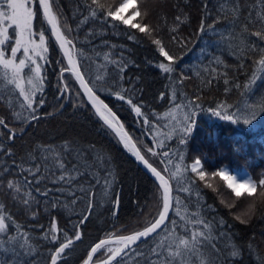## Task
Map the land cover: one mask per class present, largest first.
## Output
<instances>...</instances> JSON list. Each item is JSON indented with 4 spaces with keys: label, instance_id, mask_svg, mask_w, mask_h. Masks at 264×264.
Instances as JSON below:
<instances>
[{
    "label": "trees",
    "instance_id": "trees-1",
    "mask_svg": "<svg viewBox=\"0 0 264 264\" xmlns=\"http://www.w3.org/2000/svg\"><path fill=\"white\" fill-rule=\"evenodd\" d=\"M124 1L100 0L104 7L97 8L92 0H56L63 14L58 15L61 30L68 39H72L71 46L86 80L89 76L83 67L81 49L84 55L91 57L92 76L100 75L104 80L115 76L116 65L111 61H119L121 57L125 59L127 67L122 73L123 79L119 81V87L113 84L110 90L98 91L97 95L116 113L117 118L145 158L165 175L172 186L173 197H179V204L176 207L180 215L194 214L199 210L201 216L217 226V234L221 230L226 233V238L217 244L218 247L229 244L243 248V258L238 259L236 264H257L256 256L248 253L247 246L251 244L257 255H264V198L260 196L264 188L252 196L245 193L241 197L233 198V192L227 187L224 179L213 173L218 172L223 166L238 170L251 169L254 175L264 169V115L258 116L257 120L250 125L242 122L233 124L212 116L207 109L223 101L233 106L239 105L244 110H247L251 104L259 105L264 100V96L260 95L264 90V83L258 81L260 87L256 90V96L250 97L243 94L246 91L243 87L240 89L232 87L231 78L233 77H236V82L241 85L247 83L242 71L234 72L229 68L227 69L229 84L225 85L224 77L221 76L218 78L219 82L214 80L210 87L202 82L207 78L204 73L202 72L198 77L196 72L208 63L211 56L220 57L224 64L230 66H238L237 57H243L246 71L252 72L255 67L252 60L259 59V55L249 54L252 57L249 59L241 49L247 43L261 44L259 38L249 33L234 38L235 34L241 31L237 26L232 30L233 36L226 39H221L214 32H208L198 39L197 29L203 15L201 0H135V7L131 10L133 13L139 11L140 15H135L134 20L128 24L107 16L110 9L115 10ZM217 2L218 0H209L208 7L213 8ZM33 3V9L37 12L33 22L35 30L41 23L42 9L35 3V0ZM244 3L245 0H241L242 7ZM247 3L252 6V0H247ZM231 7V0H229L225 5V13H230ZM89 8L97 12V17L91 16ZM180 9L187 14V20L184 19ZM53 11L56 12L55 5ZM146 11L147 16H145ZM178 15L183 22L175 19ZM221 15L224 16V14ZM243 15H246V12L242 13V17ZM85 17L88 18L87 22L81 24L80 22ZM231 19L230 14L226 18H221L216 24L217 31L227 33ZM212 20L213 16H208L205 24L211 23ZM78 24V31H73L71 34L66 31V28L76 30ZM132 24L147 25L158 30L153 31L149 37L140 32L138 28H132ZM43 29L45 31L44 46L48 49L46 55L50 62L43 59L44 54L37 58V62L43 67L40 73L39 90L32 96V107L36 109V114L40 118L24 124L23 136H17L12 140L7 139L8 129L0 128V132L4 133L5 146L12 148L18 159L19 155L36 144L59 145L69 138H76L83 143H94L97 145V151H102L111 158L115 181L107 190L102 182L99 185H93L95 193L92 198L93 211L83 223L80 221L88 207L87 198L83 193H80L83 202L78 201L67 211L53 210L51 216L41 215L38 224L22 215L13 218L18 223L27 225L28 227L22 230L29 231L32 240L37 242L33 253L35 257L33 264H51V256L55 255V251L62 242L67 243L68 240L72 243L68 249H65V253L61 254V258L57 259V264H82L90 254L91 248L97 243L113 236H127L143 230L147 220L142 221V218L148 213L150 206L152 207L155 203L153 198L156 199V206L152 207L153 211H149V216L155 213V217L160 210L159 200L162 190L154 178L137 162L133 152L124 147L114 131L107 129L106 126L102 128L103 121L95 114V110L87 101L79 84L68 72L69 66L58 43L48 31L46 21L43 22ZM89 30L94 32V35L88 36ZM256 30H259V25L249 27V32ZM9 33L12 34L11 29ZM130 34L135 35L136 39H130ZM75 36L79 39H73ZM172 36H176L177 40L188 41L187 46L181 47L173 42ZM86 37L91 41L90 43H86ZM153 38H162L166 50L171 49L175 55L182 57L178 62L176 73H163L162 69L156 66L158 63L168 61L159 54L157 46L152 42ZM5 56L10 57L7 51ZM105 56L108 59H105ZM20 58H22L21 54L18 53L17 60L19 61ZM180 65L183 66V74L188 79H185L182 85H177L175 79L181 71ZM61 67L65 68L62 76ZM213 67H216L218 72L225 71L222 65H213ZM261 74L264 75V73ZM30 75L32 74L28 72V68H25L22 73L23 87L28 93L32 92V85L28 83ZM168 76L173 79L171 81L166 79ZM34 82L37 81L34 80ZM89 84L92 86V81H89ZM64 85L68 86L67 90ZM169 85L176 89L177 103L185 102L182 100V95L185 94L192 99L199 96L200 99L197 102L204 108V111L197 115L196 127L184 145L179 143V129L184 110L177 109L173 104L171 88L166 89ZM133 86L135 91H133ZM121 88L128 90L121 92L126 95L124 101L111 94L120 91ZM225 88H228L227 92ZM0 93L3 94L0 96V117L5 119L9 128L19 132L21 122L13 119L12 111L7 107L4 98L7 97L16 111L24 115H27V112L20 108V105H27V101L19 93V89L7 83V79L3 76L2 66H0ZM161 93L164 94L163 99L160 98ZM127 98H131L133 104L139 106L142 103L144 105L142 112L149 114L151 130H149L150 125L142 122L143 117L137 116L132 106L127 103ZM41 99L44 104L38 106V101ZM229 111L234 112L235 107L230 108ZM149 147L157 154L147 153L146 149ZM164 151L169 152L171 163L167 162L169 158L163 157ZM197 158L201 159L200 170L211 176L217 189L208 187L204 181L190 171L191 164ZM6 159L0 155V166ZM7 163L11 167L10 159ZM184 165H187L188 171H181V174L177 175L176 166H180L182 170ZM96 175L102 181L103 173L98 172ZM8 178L13 179L14 177ZM84 187L87 188V183ZM181 187L189 188L191 194L183 191L177 192V189ZM221 195H230L231 201H223ZM117 197L119 205L117 211L113 213L112 209ZM232 202H236L234 207ZM247 203H252L251 207L240 213L237 208ZM10 210L15 211V209ZM53 216L55 217L56 241H51L50 235L48 239L44 236L50 231V220ZM172 217L173 212L170 219ZM175 218L178 223H183L180 216ZM220 221H223L222 225ZM242 221H247V223ZM76 233L80 234V240L75 239ZM176 233L184 235L180 229H176ZM164 235L161 233L156 240L159 241ZM152 243L154 241L149 237L147 243L138 244L146 249ZM118 247H122V244L118 243ZM135 247L136 245L130 248ZM106 249L102 248L95 254L94 262L98 260L99 255L105 254ZM119 259L120 257H116L111 264H117ZM199 259L197 258L193 264H199ZM129 264L132 262L129 261Z\"/></svg>",
    "mask_w": 264,
    "mask_h": 264
},
{
    "label": "snow or ice",
    "instance_id": "snow-or-ice-1",
    "mask_svg": "<svg viewBox=\"0 0 264 264\" xmlns=\"http://www.w3.org/2000/svg\"><path fill=\"white\" fill-rule=\"evenodd\" d=\"M228 2L229 0H218L213 8H209V0H201L203 15L201 16L200 26L197 29L198 39L208 32H214L221 39H226L233 36L232 30L239 26L241 31L236 33L234 38H238L244 33H249L258 37L261 44H264V0H252V6H249L247 0H245L243 7L241 6V0H231V12L225 13V5ZM35 3L42 9L40 13L42 19L40 25L34 30L33 22L37 12L33 9V0H0V46H4L0 47V66H2L3 76L7 79V83L19 89V93L27 101V105H20V108L27 112V115H24L22 112L16 111L7 97L4 98L7 107L12 111L13 119L21 122L22 125L19 132H16L9 128L3 117H0V128L8 129L7 139L12 140L17 136L22 137L24 134L23 125L40 118L36 114V109L32 107V96L39 90L40 73L43 67L42 64L37 62V58L44 54L43 59L48 61L46 55L48 49L44 46L45 31L43 29V22L46 21L47 25H50L48 31L54 34L55 41L59 42V48L64 49V55H67L68 58V65H71L70 70L75 74V78L79 81L84 93L87 94V100L94 107L95 114L103 121L102 128L106 126L107 129L113 130L119 140L123 142L124 147L130 151L134 150L136 158L147 165L159 180V187L163 189L162 193H160V210L157 215L145 222L143 230L136 231L131 235L119 236L118 240L122 243V247H118L115 250L110 247L107 248L106 251L111 253V255L107 259L101 260L100 264H111V261L116 257H120L117 264H129V261L132 264H193L197 258H200L199 264H236L238 259L243 258V248L230 246L229 244L218 247L217 244L226 238V233L221 230L217 234V226L212 221L201 216L199 210L194 214L180 215L179 209L176 207L179 204V197H173V189L169 181L161 175V172L156 167L149 163L145 155H141V151L132 143V137L124 131V125L119 122L116 113L97 95L98 91L110 90L113 84L119 87V81L123 79L122 73L127 67L125 59L121 57L119 61H111L116 65L114 69L115 76L104 80L100 75L92 76L91 57L84 55L83 49H81V59L84 61L83 67L89 76V79L86 80L85 75L81 73L80 68L77 66V61L67 47V45L72 44V39H68L64 32L61 31L58 20V15H63L60 12L61 6L56 4V0H51V2L50 0H35ZM92 3L97 8L104 7L100 0H92ZM54 5L56 12L53 11ZM127 7L128 3L125 0L115 10L110 9L107 12V16L121 20L123 24H128L129 20L121 15ZM89 11H91L92 17H97L96 11L90 8ZM180 12L183 13V9H180ZM244 12H246V15L242 17ZM221 14H224V16L222 17ZM228 14L232 16L228 24L229 31L220 33L217 31L216 24L221 18H226ZM134 15H140V12L137 11ZM147 15L148 12L146 11L145 16ZM183 15L184 19L187 20V14L183 13ZM208 16H213V20L206 25L205 19ZM87 19L85 17L80 23H86ZM175 19L181 21L179 15ZM66 23L65 18V25ZM257 25H259V30L249 32L250 26L255 27ZM131 27L138 28L140 32L145 33L149 37H151L153 31L158 30L147 25L141 26V24H132ZM10 29L12 30L11 35L9 33ZM78 29L79 24L76 30L66 28V31L71 34L73 31H78ZM92 35H94V32L89 30L88 36ZM36 38H38L39 43L36 42ZM129 38L136 39L135 35L132 34L129 35ZM73 39L78 40L79 38L75 36ZM171 40L178 43L181 47H186L188 43L185 40H177L176 36H172ZM90 42L88 37H86V43ZM152 42L157 46L159 54L168 61L158 63L156 66L162 69L163 73H176L178 62L182 57L175 55L171 49L166 50L162 38H153ZM261 44L255 42L247 43L241 49L249 59L252 58L249 54L255 53L259 55V59L252 60L255 67L250 73L246 71L243 57H237L238 66H230L224 64L220 57L211 56L208 63L197 71L196 75L200 77L203 72L207 78L202 82L205 86L210 87L214 80L218 83V78L221 76L224 77L223 83L225 85L229 84L227 69L231 68L234 72L242 71L247 83L241 85L236 82V77H233L231 78L233 80L232 87L235 89L243 87L246 89L243 93L244 95L255 97L256 90L260 87L258 81L264 83V75L261 74L264 73V46H261ZM6 51L9 53L10 58H6ZM18 53L21 54L22 58L17 63ZM105 59H108V57L105 56ZM57 62L59 63V61ZM213 65H222L225 71L218 72ZM179 67L181 71L176 77L175 83L182 85L183 81L188 79V77L183 74V66L180 65ZM25 68H28V72L32 74L28 77V83L32 85L31 93L26 92L23 87L24 77L22 73H24ZM209 69H211L210 72ZM64 71L65 68L61 67V76ZM166 79L171 81L173 78L168 76ZM34 80L37 82H34ZM89 81H92V86H90ZM67 87V85H64L65 90H67ZM167 88H171V100L175 107L184 110L179 129V143L184 145L196 127L197 115L204 111V108L197 102L200 99L199 96L192 99L185 94L182 95V100L185 102L177 103L176 89L172 88L171 85L166 86ZM127 91L121 88L120 91L111 94L124 101L126 95L121 94V92ZM133 91H135L134 86ZM227 91L228 88H225V92ZM2 95L0 93V96ZM260 95L264 96V90L261 91ZM160 98H164L163 93H161ZM127 103L132 106L137 116L143 117L142 122L150 125L149 130H151L149 114L142 112L144 105L142 103L139 106L133 104L131 98H127ZM43 104V99L38 101V106H43ZM232 107H235L234 112L229 111ZM207 111L212 116L218 117L223 121L233 124L242 122L245 125H250L257 120L258 116L264 115V100L259 105H249L247 110L241 109L239 105L233 106L228 104L227 101H223L215 107H209ZM173 131H175V127H173ZM158 144L162 146L160 142ZM146 152L153 155L157 154L150 147L146 149ZM0 155L7 158L3 165L0 166V264H33L35 258L33 253L37 242L32 240L29 231L22 230L28 226L18 223L13 218L14 216L22 215L38 224L41 215L51 216L53 210L67 211L76 205L78 201L83 202L80 195V193H83L88 203L86 214L82 216L80 221V223H83L93 211L92 198L95 196L93 185H99L102 182L105 190H107L115 181L111 158L102 151H97L96 144L83 143L76 138L66 139L59 145L36 144L34 147L27 149L22 155H19L17 159V154L12 148L5 146L4 133L0 132ZM162 155L169 158L167 162L171 163L168 151H164ZM8 159L11 160V167L7 163ZM201 167V159L197 158L191 164L190 171L195 173L201 181H204L207 173L201 171ZM176 168L177 175H180L181 171H188L187 165H184L182 170L180 166H176ZM98 172L103 173L102 181L96 175ZM213 175L222 177L227 182V187L232 190L236 197L245 195V192L248 196H252L257 192V184L250 177L238 180L236 176L230 175L225 169L214 172ZM8 177L14 178L9 179ZM85 183H87V188L84 187ZM259 184L264 186V179H261ZM208 187H211V185H208ZM241 189H244L245 192H242ZM180 191L191 194L189 188H178L177 192ZM260 196L264 198V191H261ZM118 205L119 198L117 197L112 209L113 213L117 211ZM10 209H15V211ZM170 209L173 211L171 219L169 218ZM176 216H180L183 223H178ZM242 222L247 223V221ZM219 223L222 225L223 221ZM40 227H43V225H40ZM176 229H180V232L184 233V235L177 234ZM55 231V217L53 216L50 220V231L44 234L45 239H48L50 235L51 241H56ZM161 233L165 235L157 241L156 237L161 236ZM149 237L152 238L154 243L149 245L148 248L145 249L140 244H136L137 241H141V238H144L142 243H147ZM80 238V234L76 233L75 239L80 240ZM71 243L72 241L68 240L67 243L62 242L60 244L55 251V255L51 256V264H57V259L61 258V254L65 253V249H68ZM107 243V241L97 243L91 248V253H97ZM132 244H136V247L130 248L129 245ZM126 249L127 251H125ZM247 250L250 255L256 256L257 264H264V255H257L251 244L247 246ZM36 254L38 255V253ZM92 259L93 256L88 255L85 264H90Z\"/></svg>",
    "mask_w": 264,
    "mask_h": 264
},
{
    "label": "rangeland",
    "instance_id": "rangeland-1",
    "mask_svg": "<svg viewBox=\"0 0 264 264\" xmlns=\"http://www.w3.org/2000/svg\"><path fill=\"white\" fill-rule=\"evenodd\" d=\"M125 2V1H124ZM126 2L128 3V7L127 8H125L124 10H123V12L121 13V15L125 18V19H128L129 20V22H132L133 20H134V17H135V15H134V13L132 12V8H134L135 7V2L133 1V0H126ZM33 7H34V3H33ZM36 42L38 43L39 42V40H37V38H36ZM0 47H3V46H0ZM17 57H18V54H17ZM10 58V57H9ZM19 61L17 60V63H18ZM152 166L153 167H155L153 164H152ZM225 166H223L220 170H222V169H225V170H227L228 172H229V174L230 175H233V176H240V177H247V178H251L252 180H253V182H255L256 184H257V191L258 190H261V189H263L264 188V186H261L260 184H259V181L261 180V179H264V176H262V173L264 172V169H262V170H260L259 171V173L257 174V175H254L251 171V169L250 170H242L243 172H238V171H234V170H230V169H226V168H224ZM219 170V171H220ZM237 179H239L238 177H237ZM225 181V180H224ZM204 182L206 183V185H211V188L212 189H217V187L213 184V181H212V179H211V176L210 175H206V177H205V180H204ZM225 183H226V185H227V182L225 181ZM231 190V189H230ZM232 191V190H231ZM241 191L242 192H245V190L244 189H241ZM246 193V192H245ZM247 194V193H246ZM256 194V193H255ZM232 196H234L233 198H236V196H235V194L233 193L232 194ZM221 199L223 200V201H231V198H230V195H221ZM153 200L155 201V203L152 205V207L154 208L155 206H156V199L155 198H153ZM236 204V202H232V205H233V207H234V205ZM251 205H252V203H247V204H245V205H241V206H239L238 208H237V210L241 213L244 209H248L249 207H251ZM151 206H150V210L149 211H153V208H152ZM152 208V209H151ZM149 211H148V213H149ZM148 213H146L145 215H144V217L142 218V221H145V220H148L149 218L151 219V218H153L154 217V214L155 213H153V214H151L150 216H149V214ZM149 216V217H148ZM147 217H148V219H147ZM115 236H113V239H115L114 238ZM117 244H118V242H116V241H114V242H111V243H108V244H106L103 248H112L113 250H115L116 248H117ZM107 254V255H106ZM109 252H107V251H105V254L104 255H99V257H98V260L96 261L97 263H99L101 260H104V259H107L108 258V256H109Z\"/></svg>",
    "mask_w": 264,
    "mask_h": 264
},
{
    "label": "water",
    "instance_id": "water-1",
    "mask_svg": "<svg viewBox=\"0 0 264 264\" xmlns=\"http://www.w3.org/2000/svg\"><path fill=\"white\" fill-rule=\"evenodd\" d=\"M50 2H51V0H50ZM49 26V28H50V25H48ZM53 36H54V34H52ZM54 38H55V36H54ZM57 43L59 44V42L57 41ZM67 47H68V45H67ZM69 48V47H68ZM62 50V52H63V54H64V49H61ZM69 51H70V49H69ZM71 52V51H70ZM65 56V58H66V60L68 61V58H67V55H64ZM73 56V58L77 61V59H76V57H75V55H72ZM70 66V68H71V65H69ZM77 66L79 67V64H78V62H77ZM80 68V67H79ZM80 71H81V69H80ZM81 73H82V71H81ZM74 74V73H73ZM83 74V73H82ZM75 75V74H74ZM78 81V80H77ZM79 82V81H78ZM80 84V83H79ZM81 89H82V91H83V93H84V90H83V88L81 87ZM84 95H85V97H86V99H87V94L86 93H84ZM103 100V99H102ZM88 101V100H87ZM89 102V104L91 105V102L90 101H88ZM105 102V101H104ZM92 106V105H91ZM93 107V106H92ZM93 109H94V107H93ZM119 120V119H118ZM119 122L120 123H122L120 120H119ZM124 131H126V129H125V127H124ZM127 132V131H126ZM128 133V132H127ZM130 136V135H129ZM132 143L133 144H135V146H136V148L137 149H139V147L137 146V144L135 143V141L132 139ZM140 150V149H139ZM132 152H133V154H134V150H132ZM141 155H143L142 153H141ZM134 157L136 158V156H135V154H134ZM136 160H137V162L149 173V175L151 176V177H153L154 178V180L157 182V184L159 185V180L155 177V175L151 172V170L147 167V165H145V164H143V162H141L140 160H138L137 158H136ZM150 163V162H149ZM151 164V163H150ZM158 170V169H157ZM159 171V170H158ZM161 172V171H160ZM161 175H163L164 177H165V175L161 172ZM165 179H167L166 177H165ZM161 188V190L163 191V189H162V187H160ZM172 195H173V193H172ZM171 214H172V209H170V211H169V218H170V216H171ZM168 221H166V223H167ZM159 231V230H158ZM132 234H134V233H132ZM131 235V234H130ZM154 235V234H153ZM118 237L119 236H115L114 238L115 239H113V237L112 238H110V239H106V240H103V241H107L108 243H111V242H114V241H116V242H118V243H120V244H122L119 240H118ZM143 239L144 238H141V241H137L136 242V244H138V243H140V242H142L143 241ZM107 243V244H108ZM136 244H132V245H129V247H132V246H134V245H136ZM106 245V244H105ZM125 251H127V249L125 250ZM96 254V253H95ZM95 254H93V253H91L90 252V254L89 255H92L93 256V259H92V261L90 262V264H100V262L99 263H95L94 262V256H95ZM87 260V259H86ZM85 260V261H86ZM85 261L82 263V264H85ZM113 261V260H112ZM111 261V262H112Z\"/></svg>",
    "mask_w": 264,
    "mask_h": 264
},
{
    "label": "bare ground",
    "instance_id": "bare-ground-1",
    "mask_svg": "<svg viewBox=\"0 0 264 264\" xmlns=\"http://www.w3.org/2000/svg\"><path fill=\"white\" fill-rule=\"evenodd\" d=\"M237 177L239 178L238 180L243 179V178H247V177H240V176H237ZM173 196H174V194H173Z\"/></svg>",
    "mask_w": 264,
    "mask_h": 264
}]
</instances>
